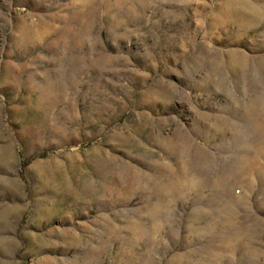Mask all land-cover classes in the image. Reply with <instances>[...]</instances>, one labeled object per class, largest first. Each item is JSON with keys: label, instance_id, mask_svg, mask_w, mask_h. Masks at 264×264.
<instances>
[{"label": "rangeland", "instance_id": "374dc122", "mask_svg": "<svg viewBox=\"0 0 264 264\" xmlns=\"http://www.w3.org/2000/svg\"><path fill=\"white\" fill-rule=\"evenodd\" d=\"M0 264H264V0H0Z\"/></svg>", "mask_w": 264, "mask_h": 264}, {"label": "trees", "instance_id": "16d2710c", "mask_svg": "<svg viewBox=\"0 0 264 264\" xmlns=\"http://www.w3.org/2000/svg\"><path fill=\"white\" fill-rule=\"evenodd\" d=\"M43 154V153H42ZM34 156V155H33Z\"/></svg>", "mask_w": 264, "mask_h": 264}]
</instances>
